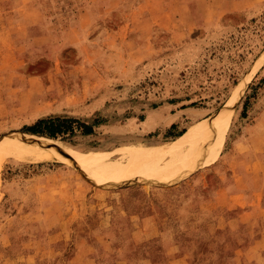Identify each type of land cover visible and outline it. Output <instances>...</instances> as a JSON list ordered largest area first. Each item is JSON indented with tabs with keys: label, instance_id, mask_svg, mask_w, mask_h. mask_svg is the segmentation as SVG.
<instances>
[{
	"label": "rangeland",
	"instance_id": "1",
	"mask_svg": "<svg viewBox=\"0 0 264 264\" xmlns=\"http://www.w3.org/2000/svg\"><path fill=\"white\" fill-rule=\"evenodd\" d=\"M240 91L207 161L171 181L4 157L0 264H264V0H0V140L122 163L131 145L193 137ZM49 116L102 122L56 139L23 131Z\"/></svg>",
	"mask_w": 264,
	"mask_h": 264
},
{
	"label": "bare ground",
	"instance_id": "2",
	"mask_svg": "<svg viewBox=\"0 0 264 264\" xmlns=\"http://www.w3.org/2000/svg\"><path fill=\"white\" fill-rule=\"evenodd\" d=\"M240 84L239 89L242 90L243 86H245V81ZM240 93L241 91L235 95L229 105L227 104L219 115H215L210 121L208 120V122L205 120L200 122L198 126H195V135L193 137L189 138L188 131L183 133L178 139L160 145H131L125 150L115 153L120 156H123L125 153L134 154L128 161L122 163H117L115 161L106 162L104 160L105 153L100 151L89 150L84 152L78 149L68 148L61 142L56 143L48 140L44 142L34 137L19 139L9 136L0 140V163L6 156H16L19 154H22L19 156H24V154L30 156L35 155L33 157L34 160H40L41 155H67L70 157L71 161L74 160L80 166L93 168L95 174L110 177L111 180H106L107 183H121L123 180L127 182L140 179L141 177L154 178L160 182L171 181L192 168L200 165L203 166L202 164L207 161L210 153L217 146L222 137L233 112V101L237 100ZM181 149H183L182 153L168 162L165 166L159 167L155 165L153 161L149 162L147 166H134L140 162L137 160V157L148 152L163 155Z\"/></svg>",
	"mask_w": 264,
	"mask_h": 264
},
{
	"label": "trees",
	"instance_id": "3",
	"mask_svg": "<svg viewBox=\"0 0 264 264\" xmlns=\"http://www.w3.org/2000/svg\"><path fill=\"white\" fill-rule=\"evenodd\" d=\"M102 120L95 119L92 123L81 121L78 118L68 116H49L37 119L34 123L23 127V131L30 135H38V137H45L48 139L64 138L65 136H72L77 131L88 135L93 132V128L99 125ZM174 124L171 128H174ZM181 131L179 134H181ZM177 134V135H179Z\"/></svg>",
	"mask_w": 264,
	"mask_h": 264
}]
</instances>
